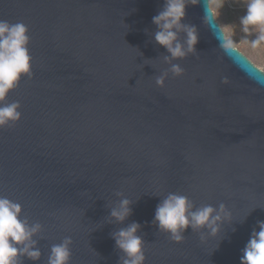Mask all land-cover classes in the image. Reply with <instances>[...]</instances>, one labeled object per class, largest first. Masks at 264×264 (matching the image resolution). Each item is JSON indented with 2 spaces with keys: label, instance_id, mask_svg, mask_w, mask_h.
Wrapping results in <instances>:
<instances>
[{
  "label": "water",
  "instance_id": "95a60500",
  "mask_svg": "<svg viewBox=\"0 0 264 264\" xmlns=\"http://www.w3.org/2000/svg\"><path fill=\"white\" fill-rule=\"evenodd\" d=\"M163 3L0 0V19L23 22L31 38V77L7 98L22 118L0 128V195L43 225L41 259L24 264H46L65 236L70 264H117L110 233L132 221L146 264H240L264 220V70L218 46L220 24L203 22L210 0H199L184 21L198 28L197 53L157 86L168 66L152 17ZM116 192L134 201L124 225L106 222ZM169 192L223 202L234 221L221 236L201 240L189 228L175 243L152 224Z\"/></svg>",
  "mask_w": 264,
  "mask_h": 264
},
{
  "label": "clouds",
  "instance_id": "9594fccd",
  "mask_svg": "<svg viewBox=\"0 0 264 264\" xmlns=\"http://www.w3.org/2000/svg\"><path fill=\"white\" fill-rule=\"evenodd\" d=\"M198 2L199 0H164L162 9L152 17L156 31L151 36L167 53L159 57L168 66L156 76L155 83L159 87L164 86L169 74L176 77L183 74L184 69L175 61L197 53L198 28L184 21L189 3ZM228 2L239 3L245 10L238 18L240 36L238 40L234 39L236 25H221L220 36L217 37L218 46L227 54L235 53L241 46L264 50V0ZM222 7L223 0H213L206 7L203 22L211 24ZM28 32V26L23 22L10 23L0 19V128L11 126L22 118L20 102H7V98L22 79L30 78L32 74L29 50L31 38ZM222 82L228 83L227 78ZM115 195L118 199L109 205L106 222L124 225L133 214L134 201L125 197L122 192H116ZM247 215L239 222L243 223ZM233 221L232 212L223 202L217 206H197L188 196L169 192L156 205L152 224L173 242L181 243L189 228L192 232L198 231L201 240H204L207 237L221 236L224 225H230ZM141 228L140 223L132 221L110 233L115 248L120 253L117 264H146L145 241L139 234ZM42 232L43 225L31 221L23 213L21 203L0 195V264H24L25 258L39 261L42 252L37 237L43 238ZM72 243V237L65 236L60 243L51 245L46 264H70ZM241 252L240 264H264V220L256 222Z\"/></svg>",
  "mask_w": 264,
  "mask_h": 264
},
{
  "label": "rangeland",
  "instance_id": "374dc122",
  "mask_svg": "<svg viewBox=\"0 0 264 264\" xmlns=\"http://www.w3.org/2000/svg\"><path fill=\"white\" fill-rule=\"evenodd\" d=\"M213 0H210V5ZM219 15L216 20L221 25H236V35L234 39H239L240 33L238 31V18L244 14V8L239 3H230L228 0H223V7L218 10ZM251 38V37H250ZM245 55H247L257 66L264 70V50H253L248 46H241L238 48Z\"/></svg>",
  "mask_w": 264,
  "mask_h": 264
}]
</instances>
